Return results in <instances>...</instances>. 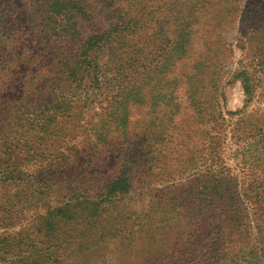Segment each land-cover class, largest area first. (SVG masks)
<instances>
[{
	"label": "trees",
	"instance_id": "16d2710c",
	"mask_svg": "<svg viewBox=\"0 0 264 264\" xmlns=\"http://www.w3.org/2000/svg\"><path fill=\"white\" fill-rule=\"evenodd\" d=\"M177 1L165 0V6L155 11L142 9L134 19L116 6V0H41L39 6L34 0L23 13L37 27L32 40L40 49L34 54L27 48L25 56L15 48L20 47L15 40V0H0V82H4L0 87H19L21 82L26 89L20 97L1 98V103L12 100L18 106L8 122L0 124V193L17 188L11 193L21 194L19 187L31 176L28 166L50 157L62 141L73 152L74 144L67 140L83 134L88 137L82 143H91L90 154L64 151L53 161L71 167L76 183L95 187L100 200L84 202L88 212L84 220L97 225L108 213L111 221L105 228L112 230L114 240L121 235L126 239L140 228L174 227L181 234L195 233L200 249L194 264H264V168L236 163L242 177L234 173L224 146L220 73L206 59L200 67L185 71L189 55L185 46L179 52L176 46L192 34L186 29L193 22L183 13L195 2L179 0L185 4L179 9ZM153 21L157 40L142 34ZM97 24L101 28L88 34L89 27ZM44 50L51 55L43 56ZM19 65L33 70L22 78L12 71ZM247 74L243 71L241 76L245 93L251 96ZM152 99L164 111L154 110L131 142L112 141L125 131L128 109L140 114ZM186 116L193 128L171 141L169 131L187 125ZM149 121L156 125L153 135L145 129ZM27 138L33 139L32 144ZM190 143L196 144L195 151L187 148ZM105 147V156L116 155L114 176L95 172L105 159L97 151ZM180 162L182 168L196 171L182 192L175 188L172 197H162L164 191L154 190L157 197H142L151 211L144 223L140 215L144 213L134 212L133 218L118 213V205L132 189L167 179L179 170ZM87 192L83 197H88ZM183 202L196 213L181 214ZM183 250L181 246L184 255Z\"/></svg>",
	"mask_w": 264,
	"mask_h": 264
},
{
	"label": "rangeland",
	"instance_id": "374dc122",
	"mask_svg": "<svg viewBox=\"0 0 264 264\" xmlns=\"http://www.w3.org/2000/svg\"><path fill=\"white\" fill-rule=\"evenodd\" d=\"M33 1L15 0L18 8L14 18L17 29L15 40L20 46L15 48L20 50L18 52L22 51L25 56L28 55V51L37 54L40 49L32 40L37 27L23 13L28 9L27 5ZM187 1L184 2L188 3ZM35 2L38 6L41 4V0ZM164 2L165 0H116V6L126 9L131 17L138 19L142 9L146 12L155 11L160 6H165ZM184 2L178 0L174 4L181 9L185 7ZM194 2L195 4L190 5L187 10L184 8L183 13L184 17H189L193 22L189 29H186L192 34L184 36V41L182 39L179 42L176 51L179 52L182 46L186 47L189 55L184 65L186 72L200 67L199 63L201 61L203 63L206 59V63L210 60L207 63L210 64L209 67H215L220 73L217 88L227 135L224 146L226 155L230 158V165L235 170L234 173L239 174V165L243 168L254 165L263 169L264 0H203L202 3L194 0ZM96 20L98 22L99 18L97 17ZM154 22L156 21L146 24L142 34L157 40L158 32L154 28ZM99 28L101 26L98 24L89 27L88 34L92 33L91 30L97 31ZM24 41L27 43L25 44ZM169 41H171L170 37ZM42 55L49 57L51 54L44 50ZM13 68L12 71L18 72L22 78L33 70L27 67L23 69L20 65ZM243 71L248 73L245 81L251 96L245 93L244 78L241 76ZM2 83L4 82H0ZM19 84V87L14 88L0 87L1 125L6 123L9 114L14 113L15 107L18 106L12 100L1 103L3 101L1 98L7 94L10 98L23 95L26 89L23 83ZM41 93L48 94L49 91L42 90ZM147 104L140 114L128 109L127 127L123 133L118 132L119 134L114 135L112 141L131 142L132 135L139 131L140 125L151 117L154 110L164 111L162 104L155 99L148 101ZM185 120L187 125H178L180 128L177 131H169L171 141L180 139L178 138L180 134L189 133L193 128L188 123V116L183 121ZM146 124L145 129L148 134L156 133V125L152 121ZM161 135H165L164 130H161ZM87 137L81 134V137H76L72 141L67 140L69 145L74 144L73 152L67 145L65 146V141H62L52 149L50 157L34 161L28 166L31 176L19 187L21 194L11 193L17 188H7L8 192L0 193V264L196 263L200 248L199 242L194 237L195 233L181 234L178 228L174 227L172 231L154 229L147 231L146 228L143 230L140 228L137 231H130V234L134 235L126 239L121 235L122 238L120 236L114 240L112 230L105 228V225L111 221L108 213L104 214L97 225L83 219V215L88 213L84 202L96 203L100 200L99 197H95L96 192L93 191L95 187L89 183L88 185L76 183L74 178H71L72 168L62 167L53 160L58 153L64 151L67 153L70 151L72 155L90 154L91 143H82ZM27 140L32 144L33 139L27 138ZM194 145L196 144L190 143L187 148L195 151ZM105 149L106 147L98 149V157L105 156ZM115 156L106 154L105 159L101 160V164L95 169L97 175L102 177L115 175ZM236 163H239L238 166ZM178 166V171L169 174L167 179H162L158 184L145 183L140 188L132 189V192L124 196L125 199L118 205V213L123 218L128 216L133 218L134 212L144 213L140 214L144 223L151 211L149 203H146L142 197H157L155 196L157 192L154 190L164 191L162 197H172L175 188L178 192H182L196 174L195 169L182 168L181 162ZM238 176L242 177L241 174ZM84 191H88V197H83ZM181 207L180 213L183 215L196 213V211L192 212L193 206L185 202ZM213 214L214 211H211L210 215ZM61 217L64 219L59 220ZM65 217L69 219L65 220ZM70 218L74 219L70 220ZM87 225L91 226L87 227ZM126 234L128 232L123 235ZM181 246L185 251L184 255L181 254Z\"/></svg>",
	"mask_w": 264,
	"mask_h": 264
}]
</instances>
